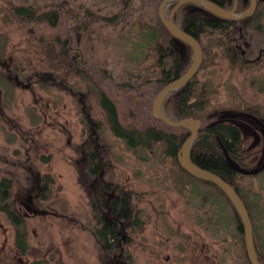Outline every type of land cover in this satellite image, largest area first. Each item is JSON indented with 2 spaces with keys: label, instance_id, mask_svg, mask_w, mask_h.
<instances>
[{
  "label": "rangeland",
  "instance_id": "obj_1",
  "mask_svg": "<svg viewBox=\"0 0 264 264\" xmlns=\"http://www.w3.org/2000/svg\"><path fill=\"white\" fill-rule=\"evenodd\" d=\"M79 1L103 8L101 14L111 15L118 10L114 0ZM47 2L0 0V56L14 67L25 68L19 75L21 83L5 76L0 67V181L4 177L13 179L10 201L25 218L21 234H25L27 244L23 250L17 247V228L0 209V264H247L230 211L223 199L215 196L212 186L191 180L177 170L159 144L131 147L116 136L96 88L72 77L59 84L26 81L27 73L49 68L50 57L37 43L58 30L63 35L68 30L88 60L114 76L125 67L157 71L161 39L152 38L150 21L135 17L116 27L93 22L91 27L96 33L86 40L80 28L88 19H74L68 13L67 0H61L57 28L34 21L29 28L36 35L29 38L26 26L21 28L16 22L7 28L2 26V20H8L13 13V6L36 8ZM134 2L139 15L140 0ZM260 22L259 29L248 31L256 52L264 46V20ZM208 38L204 37L206 42ZM210 40L213 54L198 78L209 83L212 101L239 110L253 107L264 115V63L247 66L237 61L238 65L232 67L226 50L218 46V37ZM105 61L107 65L101 67ZM116 82L109 81L107 92L125 106L130 98L115 89L119 84ZM89 120L96 124L95 141L107 163L105 179L117 190L133 196L132 207L140 225L127 223L126 237L119 235L121 245L116 252L118 255L120 250L125 251V257L118 255L113 262L104 258L83 226L93 194L91 180L85 178L84 150L91 149L87 139L91 140L93 132ZM256 137V133L243 131V145L250 148L253 143L257 147L263 144V138L259 145ZM255 159H248L245 168H254L250 163ZM39 178L49 181V189L45 190L41 181L39 186ZM238 180L241 190L254 202L257 236L264 250V174L239 175ZM32 185V192L40 193V207L56 211L57 215L24 216L22 202L31 193ZM146 191L155 192L144 194Z\"/></svg>",
  "mask_w": 264,
  "mask_h": 264
},
{
  "label": "trees",
  "instance_id": "obj_2",
  "mask_svg": "<svg viewBox=\"0 0 264 264\" xmlns=\"http://www.w3.org/2000/svg\"><path fill=\"white\" fill-rule=\"evenodd\" d=\"M163 1L164 0H140L138 6L139 15H137V8L135 7L134 0H114V4L118 7V10L114 14L109 15L100 13L103 8L89 7L79 0H67L68 13L73 16L74 19H88V22L80 28L86 40L88 36L90 37L93 33H96V29L91 27L93 22H99L101 26L116 27L118 25H123V22H128L135 17L139 20H149V25L153 31L152 38L159 37L161 39L158 43L160 56L157 63L159 66L157 71L143 72L141 70L135 71L134 69L125 67L120 73L114 76L109 70L102 71V68H96L95 63H91L86 53L78 48L79 45L77 44L76 37L71 38L72 34H69L68 30L65 35L62 34L61 30H58L54 35L48 38L39 39L37 43L50 57L51 61H49V68L27 73L26 81L30 83L34 80L38 82L47 81L59 84L60 82L66 81L67 78L72 77L80 81L84 80L96 88L99 98L101 99V104L107 113L110 126L116 136L122 137L131 147L137 145L151 147L152 144H159L165 158L170 159L177 170L183 172L191 180H197L212 186L214 192H216L215 196H217V198H222L227 209H229L231 222L234 224L235 230H237L241 241L242 257L247 264H251L244 242L243 225L231 200L216 184L193 176L185 170L179 162V153L182 145L190 135V129L183 126H170L153 114V102L157 94L167 84L184 75L192 65L194 59L193 49L189 45H186L184 51L175 48L174 42L176 38L163 24L159 15V7ZM211 1L229 10L234 4V0ZM60 4L61 0H48L45 6L36 8L15 5L12 8L13 13L9 14V17H7L8 20H2V26L7 28L11 23L16 22L21 28L25 26L29 28L34 21H37L39 23L44 22L51 28H57L59 20L56 19L58 17V6ZM176 4L177 1H170L165 5L164 14L167 19L171 16ZM249 5L250 1L246 0L245 4L238 7L237 12L245 11ZM194 6L206 11L198 3H186L175 12L173 20L179 28L199 40L204 53L203 61L197 74L193 76L185 86L169 93L163 103L162 112L166 117L176 122L184 118L198 119L201 121L199 134L191 150L192 160L199 166L224 178L238 191L249 211L253 225L255 247L260 262L264 264V250L259 243L255 226V215L253 213L255 205L249 196L241 190L238 180L239 175L245 177L249 174L237 172L226 155L228 153L233 163L244 168L248 164L246 161L253 156L256 157L255 161L250 163L253 166H257L260 161L264 160V145L261 144L258 147L252 145L250 148H246L243 145L244 130L235 119L239 111L252 113L263 121L264 117L260 116L264 115H260L256 110L254 111L255 108L253 109V107L246 106L243 110H239L212 101L209 83L199 80L198 74L206 67V62L209 60L210 55L213 54V45H210L212 43L210 39L215 36L218 37L219 40L218 46H222L231 57L232 61L230 65L232 67L238 65L235 57L230 54V49L227 47L228 41L230 40L228 35L238 33V28L236 27L237 22L233 20H189V18L193 16H205L204 13L196 14L191 12V8ZM25 34L28 35L29 38L36 35L31 28L26 29ZM204 37L210 38H208L206 42ZM100 64L101 63H99V65ZM105 65H107L106 61L103 62L101 67ZM0 67L5 72V76L9 79L19 80L22 83L19 75L25 71V68L12 66L9 62H4L1 56ZM111 79L119 83L118 86L115 85V89L117 88L118 91L122 92L124 97L130 98L129 101L126 100L125 106H123L121 101H115L109 97L107 90L110 89L108 85ZM124 89L126 91H124ZM86 172H88L89 175L100 172L98 162L93 156L88 166H86ZM262 174H264V170L258 174L252 175L258 177ZM46 177L50 181V178L48 176ZM41 180L42 179L39 178L37 181L39 182V186ZM49 181L44 178L43 181H41V185L45 190L49 189ZM111 185L112 184H110V186ZM12 187L13 179L9 177L1 179L0 209L7 214L9 219L16 226L18 232L16 244L18 248L23 250L27 245L23 240V235L25 234H21L23 232L22 230L25 229L23 227L25 218L14 209L10 201ZM32 187L33 188L30 189L31 192L34 189L33 185ZM111 187L113 188V186ZM153 192L155 191H146L143 193ZM101 193V189L98 187L93 191V194H91V209L85 216L83 226L89 233V236L96 241L104 258L113 262L116 257H120L118 256L119 254L116 255L120 246V238L117 231L118 225L115 222L107 221L102 214V211L105 210V206L103 205L104 200ZM112 204L115 212L113 217H119L126 225L129 221L134 222L135 225H139L137 224L138 218L133 211V196L131 194L122 193L120 197L112 200ZM60 215L67 216V214ZM70 221L72 223L76 222L73 219ZM121 257L124 259L125 251Z\"/></svg>",
  "mask_w": 264,
  "mask_h": 264
},
{
  "label": "water",
  "instance_id": "obj_3",
  "mask_svg": "<svg viewBox=\"0 0 264 264\" xmlns=\"http://www.w3.org/2000/svg\"><path fill=\"white\" fill-rule=\"evenodd\" d=\"M170 1H177V4L174 7L171 16L167 19L164 14V8H165V5ZM186 3H199L202 5V7L205 10H208L214 15H217L220 17L238 18V17H244V16H248L252 14L255 9L257 0H253L251 7L241 13L235 12L236 6H237V0H235V6L231 10H227L223 8L222 6H220L219 4H216L215 2H212L210 0H164L161 3L159 7V15H160V18L163 24L167 27L170 33L176 38L174 43L180 44L181 51H184L186 49V45H189L193 49L194 59H193L192 65L190 66V68L187 70V72L184 75L180 76L179 78L167 84L157 94L153 102V114L157 118L162 119L165 123H167L170 126H174V127L183 126V127L190 129V135L188 136V138L182 145L180 153H179V162L181 166L193 176L199 179H202V180L213 182L225 192V194L231 200V202L235 206L240 216V219L243 225L244 242L247 248V254H248L250 263L251 264H262L259 260V256H258L256 247H255L253 225H252L251 217L238 191L230 183H228L224 178H222L218 174L208 169H205L199 166L192 160L191 150H192L193 143L199 134L200 127H201V121L198 119L184 118L176 122L166 117L162 112L163 103L165 99L167 98V96L169 95V93L173 90H177L185 86L190 81V79L197 74L202 64V61H203L204 53H203V48L199 40L193 35L179 28L178 25L173 20V16L175 12L180 8L181 5L186 4ZM242 114L252 119L254 122H256L260 126V132L262 134L263 145H264V121L252 113L243 112ZM226 155H227V158L230 160L233 168L237 172L252 175V174H258L259 172L264 170V160H263L264 158L262 159L263 161H260V163L257 164V166H255L254 168L248 169V168H244L238 164L233 163L228 153ZM26 209L29 212H32L33 214H39V215H45V214L51 213V211L48 209H36V208H33L31 205H28Z\"/></svg>",
  "mask_w": 264,
  "mask_h": 264
},
{
  "label": "flooded vegetation",
  "instance_id": "obj_4",
  "mask_svg": "<svg viewBox=\"0 0 264 264\" xmlns=\"http://www.w3.org/2000/svg\"><path fill=\"white\" fill-rule=\"evenodd\" d=\"M245 1L246 0H237V6H236V11H235L236 13H241V12H237V9L240 5L245 4ZM249 1H250V5L248 8L251 7L253 0H249ZM229 4H231V3H229ZM183 5H181V6H183ZM220 6H222V5H220ZM234 6H235V0H234V4H233L231 9H233ZM222 7L224 8V6H222ZM227 10H229V9H227ZM191 12L196 13V14H203L204 13L205 16L204 17H194L193 16V17L189 18V20H233L234 22H237L236 27L238 28V33L237 34L232 33V34L228 35L230 40L228 41L227 47L230 49V54H232L235 57L236 61H241L240 62L241 64L243 63L244 65H247V66H259V65L264 63V46H260L258 51L256 52L257 46H255V44L253 43V37L248 34V31L252 28L259 29V27L261 26L260 21L264 20V0H257L255 9H254L252 14H250L248 16H244V17H238V18L220 17L217 15H214L213 13L209 12L208 10L204 11V10H202L196 6L191 8ZM174 46L176 49L181 50L179 43H174ZM227 58H228V62L230 63L232 61L231 57L228 56ZM242 113L243 112H240V111L237 112L235 119L239 122V124L241 125V127L243 128L245 133H256V135H257V137H259V139L256 137L255 142H259V145H260L262 142V134L260 132V126L256 122H254L252 119L246 117ZM245 113H248V112H245ZM83 114L86 115L85 116L86 118L90 117L89 114L87 115V111L85 109H83ZM237 115L240 117H238ZM0 117H1V115H0ZM246 120H250L251 123L246 121ZM89 125H90V128L93 130V132L91 134V136H92L91 140L89 141V138L87 139V142L90 145L91 149L90 150H84L85 155H86L85 156V159H86L85 166H88V164L90 163V160L93 156L94 158H96V160L98 162L100 172L95 173L93 175L92 174L89 175L88 172H85L87 175V177L85 176V178L91 180L93 191H95L98 187L101 189V192H102L101 196L103 197V200H104L103 205L105 206L104 207L105 210L102 211L103 212L102 214L107 219V221L115 222L118 225V229H117L118 235H122L125 238L126 237L125 236L126 226L128 224L126 225L123 220H120L119 217H117V218L113 217L115 215L114 214L115 212L113 210V204H112V200L114 198L120 197V195L122 193L124 194V192L117 190L113 185H111V186H113V188H112L110 186V184H112V183L108 182L105 179L104 174L106 171L107 163L104 160L103 153H101V151H99V149H98L99 148L98 144H96L98 142L95 141V139L97 140V138H98L97 136H95L96 134H95L94 126L96 124H94L93 121L89 120ZM256 145H258V144L253 143V146H256ZM39 189L42 190V187H40ZM33 191H35V189H33ZM39 196H40L39 192L29 193L26 201L22 202V205L25 207V209L28 205H31L33 208H36V209H43L37 203ZM51 213L56 214V215L58 214L56 211H51ZM29 215L33 216V215H38V214H33L32 212H29L26 209L24 216L27 217ZM119 244L121 245V242ZM123 253H124V251L121 250L119 255L121 256ZM119 261L122 262V259H120ZM123 261H125V260H123ZM123 263L126 264V262H123Z\"/></svg>",
  "mask_w": 264,
  "mask_h": 264
}]
</instances>
